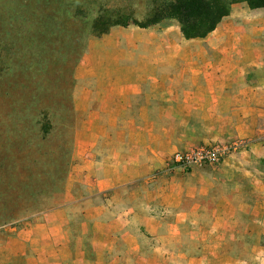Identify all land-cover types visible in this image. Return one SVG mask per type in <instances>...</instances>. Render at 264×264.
<instances>
[{
  "label": "crops",
  "instance_id": "0c3cea01",
  "mask_svg": "<svg viewBox=\"0 0 264 264\" xmlns=\"http://www.w3.org/2000/svg\"><path fill=\"white\" fill-rule=\"evenodd\" d=\"M74 74L59 91L80 119L63 190L27 213L7 193L0 264H264V8L232 3L212 31L188 39L174 20L112 26L89 39ZM234 140L249 142L218 175L151 177L180 168L167 163L173 151ZM221 185L198 225V204L183 198ZM151 200L169 213L150 212ZM186 222L211 233L205 247L171 248L167 231ZM229 232L251 241L232 252Z\"/></svg>",
  "mask_w": 264,
  "mask_h": 264
},
{
  "label": "rangeland",
  "instance_id": "374dc122",
  "mask_svg": "<svg viewBox=\"0 0 264 264\" xmlns=\"http://www.w3.org/2000/svg\"><path fill=\"white\" fill-rule=\"evenodd\" d=\"M151 6V0H0V215L8 192L11 201L27 213L51 206L52 197L63 190L73 131L80 119L70 95L59 91L75 80L76 64L89 39L101 35L92 34L94 19L101 14L104 19L140 21ZM222 162L188 169L167 166L151 177L189 178L199 174L193 170L196 167L200 174L218 175ZM15 177H21L20 183L7 182ZM225 186L213 190L214 195L210 191L183 195L184 207L198 204V225L209 222L208 213ZM247 193L260 197L258 192ZM148 209L159 215L170 210L157 200H151ZM226 236L232 252L238 251L241 239L246 244L251 241L239 232ZM211 237L205 230H191L189 223L182 225L178 235L167 231L165 236L171 248L179 246L187 252L203 247Z\"/></svg>",
  "mask_w": 264,
  "mask_h": 264
},
{
  "label": "trees",
  "instance_id": "16d2710c",
  "mask_svg": "<svg viewBox=\"0 0 264 264\" xmlns=\"http://www.w3.org/2000/svg\"><path fill=\"white\" fill-rule=\"evenodd\" d=\"M152 6L143 20L131 18L104 19L99 14L91 25L94 35L108 31L112 25L128 24L147 27L162 20H174L185 38L204 37L212 31L221 18L229 13L232 3L245 2L250 8H264V0H151Z\"/></svg>",
  "mask_w": 264,
  "mask_h": 264
},
{
  "label": "built area",
  "instance_id": "2783aa9c",
  "mask_svg": "<svg viewBox=\"0 0 264 264\" xmlns=\"http://www.w3.org/2000/svg\"><path fill=\"white\" fill-rule=\"evenodd\" d=\"M248 142L247 140H234L231 142L202 144L184 150H176L171 153L167 159V163L182 169L202 164L214 165L239 148L245 147Z\"/></svg>",
  "mask_w": 264,
  "mask_h": 264
}]
</instances>
